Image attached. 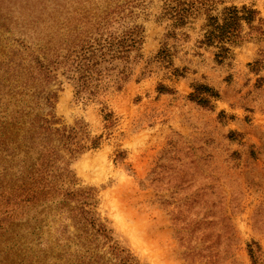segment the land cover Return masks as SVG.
Here are the masks:
<instances>
[{
	"label": "rangeland",
	"instance_id": "obj_1",
	"mask_svg": "<svg viewBox=\"0 0 264 264\" xmlns=\"http://www.w3.org/2000/svg\"><path fill=\"white\" fill-rule=\"evenodd\" d=\"M166 1L138 0L131 21L144 31L143 57L121 89L79 98L59 75L53 115L59 127H83L90 148L69 188L91 194L99 222L138 264H264V0L217 1L215 14L257 12L254 39L223 63L203 45L206 16L172 28L161 19ZM198 86L219 97L203 94L209 106L199 105ZM29 212L38 222L5 257L1 240L0 264L72 261L67 213L57 202Z\"/></svg>",
	"mask_w": 264,
	"mask_h": 264
},
{
	"label": "trees",
	"instance_id": "obj_2",
	"mask_svg": "<svg viewBox=\"0 0 264 264\" xmlns=\"http://www.w3.org/2000/svg\"><path fill=\"white\" fill-rule=\"evenodd\" d=\"M217 1L167 0L161 19L182 29L206 16L203 45L217 47L216 59L223 63L231 57V47L254 39L257 12L231 6L215 14ZM137 2L0 0V31L12 35H0V242L8 241L4 257L38 222L33 217L31 224L29 210L57 202L76 228L74 235L69 227L61 231L63 258L73 257L63 264H138L99 222L91 194L69 188L74 161L90 149L87 133L81 126L59 127L53 115L59 75L73 82L76 95L84 99L110 86L121 89L129 79L131 66L143 57L144 31L131 21ZM203 94L219 97L198 86L191 99L208 107ZM72 242L76 252L70 251ZM30 262L37 264L29 257L26 264Z\"/></svg>",
	"mask_w": 264,
	"mask_h": 264
}]
</instances>
